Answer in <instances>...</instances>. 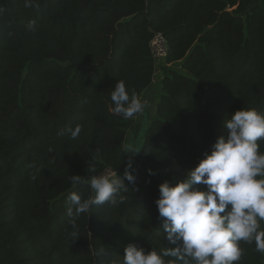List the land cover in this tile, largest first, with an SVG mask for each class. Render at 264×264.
Here are the masks:
<instances>
[{"label":"trees","instance_id":"obj_1","mask_svg":"<svg viewBox=\"0 0 264 264\" xmlns=\"http://www.w3.org/2000/svg\"><path fill=\"white\" fill-rule=\"evenodd\" d=\"M25 3L0 0V264H122L129 244L173 246L155 203L159 185L185 178L210 153L227 135L229 114L264 113V7L256 0ZM158 33L168 55L157 118L129 155L124 143L136 115L110 111V93L117 80L140 98L153 85L150 43ZM77 125L76 139L58 134ZM129 159L135 184L124 179ZM107 172L124 180L122 202L92 206L73 228L69 195L94 196L90 177ZM240 247L236 264H264L254 243Z\"/></svg>","mask_w":264,"mask_h":264},{"label":"clouds","instance_id":"obj_2","mask_svg":"<svg viewBox=\"0 0 264 264\" xmlns=\"http://www.w3.org/2000/svg\"><path fill=\"white\" fill-rule=\"evenodd\" d=\"M25 6L32 7L33 0H26ZM28 27L35 30V22ZM110 99V111L125 119L142 114L148 107L137 94H129L124 81L117 80ZM228 117L223 121L227 135L217 138L210 153L185 178L159 185L155 203L166 239L173 246L158 252L129 244L122 264H166L165 257L174 258L177 264H236L243 255L241 241L254 243L255 250L264 254L260 224L264 221V152L259 143L264 141V113L242 108ZM66 131L76 139L81 126L61 129L58 134L63 136ZM132 169L129 159L124 179L135 184ZM89 171L94 169L89 167ZM70 179L79 182L81 176ZM89 184L94 196L82 199L73 192L68 197L67 216L73 228L76 219L92 206L122 202L123 198L117 200L125 186L120 177L93 175Z\"/></svg>","mask_w":264,"mask_h":264},{"label":"rangeland","instance_id":"obj_3","mask_svg":"<svg viewBox=\"0 0 264 264\" xmlns=\"http://www.w3.org/2000/svg\"><path fill=\"white\" fill-rule=\"evenodd\" d=\"M256 4H260L264 7V0H256ZM164 65L165 62L157 66L158 71L153 85L141 96V100L146 101L148 107L143 111L142 114L136 115L132 127L127 132L124 147L129 155L137 153L139 150H141L145 139V133L152 125L153 120L157 118V104L160 99L161 83L164 77V72L161 68ZM171 67L178 69V67L175 65Z\"/></svg>","mask_w":264,"mask_h":264},{"label":"built area","instance_id":"obj_4","mask_svg":"<svg viewBox=\"0 0 264 264\" xmlns=\"http://www.w3.org/2000/svg\"><path fill=\"white\" fill-rule=\"evenodd\" d=\"M151 55L157 65L164 63L168 55L167 40L161 33L156 34L150 43ZM110 176H114V173L107 172Z\"/></svg>","mask_w":264,"mask_h":264}]
</instances>
